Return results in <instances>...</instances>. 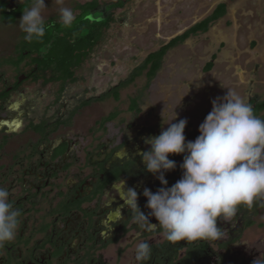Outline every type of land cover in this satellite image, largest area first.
<instances>
[{
	"label": "flooded vegetation",
	"instance_id": "obj_1",
	"mask_svg": "<svg viewBox=\"0 0 264 264\" xmlns=\"http://www.w3.org/2000/svg\"><path fill=\"white\" fill-rule=\"evenodd\" d=\"M30 3L0 0V187L21 211L19 233L0 249V264H136L132 249L141 241L152 249L145 264H253L264 257V198L251 207L238 206L233 217L218 218L221 239L176 243L168 242L162 230L135 223L121 199L123 182L137 192L140 210L149 213L143 190L154 193L161 185L145 171L138 153L149 150L145 138L159 135L170 118L166 112L162 121L156 107L148 106L146 92L166 54L190 36L206 33L226 5L218 3L204 18L160 38L143 56L108 61L112 32L138 25L139 0H63V5L45 0V35L28 43L18 21ZM221 5L223 14L212 18ZM61 6L75 14L70 28L58 22ZM163 49L149 78L156 60L149 56ZM252 73L247 81L238 73L241 95L264 119V88ZM139 78L143 85L120 102L121 92ZM188 105L184 100L171 121L187 120L186 142L199 135L211 110V104L199 106L192 120ZM169 159L176 168L164 174L167 187L182 176L183 154ZM149 222L158 224L151 216Z\"/></svg>",
	"mask_w": 264,
	"mask_h": 264
},
{
	"label": "clouds",
	"instance_id": "obj_2",
	"mask_svg": "<svg viewBox=\"0 0 264 264\" xmlns=\"http://www.w3.org/2000/svg\"><path fill=\"white\" fill-rule=\"evenodd\" d=\"M56 3L63 5V0ZM46 8L45 0H31L22 12L18 26L25 42L44 37ZM58 11V22L70 28L75 20L73 10L61 6ZM161 118L163 121L162 114ZM175 119L173 111L170 121L164 123L168 125L166 129L145 138L149 150L138 153L145 171L155 175L161 185L154 193L148 188L143 190L149 213L140 210L137 192L125 189L123 182L121 199L134 213L135 223L147 230H162L168 242L221 239L218 218L233 217L238 206L251 207L257 199L264 198V119L254 114L245 97L230 90L211 101V110L199 125L194 141L186 142L187 120L171 123ZM181 154L182 176L167 187L164 174L176 168L169 156ZM9 195L6 188L0 187V249L17 237L21 225V211L14 207ZM149 216L155 217L158 224L150 223ZM132 254L136 264H145L152 249L147 241H141ZM253 264H264V257L260 255Z\"/></svg>",
	"mask_w": 264,
	"mask_h": 264
},
{
	"label": "rangeland",
	"instance_id": "obj_3",
	"mask_svg": "<svg viewBox=\"0 0 264 264\" xmlns=\"http://www.w3.org/2000/svg\"><path fill=\"white\" fill-rule=\"evenodd\" d=\"M218 3L226 5L225 14L206 33L190 36L166 54L145 97L148 106L156 107L157 115L167 112L171 119L173 111L176 116L181 113L180 107L187 100L186 110L193 115L188 119L194 120L199 106L211 104L228 90L242 96L239 72L244 73L246 81L254 72L264 88V0H139L138 25L133 31L112 32L107 44L108 61L145 55L157 47L160 38L204 18ZM132 37L138 40V46H132ZM211 58V69L204 71ZM143 83L139 78L123 90L120 102L126 103L125 95ZM111 105L108 101L107 111Z\"/></svg>",
	"mask_w": 264,
	"mask_h": 264
},
{
	"label": "trees",
	"instance_id": "obj_4",
	"mask_svg": "<svg viewBox=\"0 0 264 264\" xmlns=\"http://www.w3.org/2000/svg\"><path fill=\"white\" fill-rule=\"evenodd\" d=\"M223 11H224V9H223V6L221 5L220 7H219V9L216 11V13L212 16V18H215V17H217V16H220L221 14H223ZM205 23L206 22H204L200 27L201 28H205ZM163 52H164V49L162 50V51H159V52H156V53H153V54H151L149 57H156V60H155V62H154V65H153V69L148 73V76H149V78L150 77H152L153 75H154V73H155V71H156V69H157V67H158V65H159V58H160V56L163 54ZM141 70L142 69H140L139 71H138V73H141ZM118 97V95H115V98H117Z\"/></svg>",
	"mask_w": 264,
	"mask_h": 264
},
{
	"label": "bare ground",
	"instance_id": "obj_5",
	"mask_svg": "<svg viewBox=\"0 0 264 264\" xmlns=\"http://www.w3.org/2000/svg\"><path fill=\"white\" fill-rule=\"evenodd\" d=\"M217 32V31H216ZM216 32H215V34H216ZM213 36V35H212ZM217 37V36H216ZM218 37H220V36H218ZM213 39H217V38H215V36H214V38ZM233 41V40H232Z\"/></svg>",
	"mask_w": 264,
	"mask_h": 264
}]
</instances>
